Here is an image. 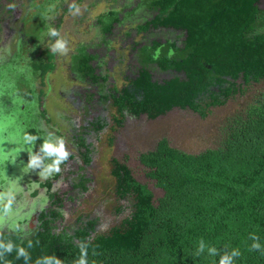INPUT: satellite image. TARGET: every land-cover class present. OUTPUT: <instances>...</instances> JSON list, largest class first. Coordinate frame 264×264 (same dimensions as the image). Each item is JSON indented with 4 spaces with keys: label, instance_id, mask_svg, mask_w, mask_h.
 <instances>
[{
    "label": "trees",
    "instance_id": "1",
    "mask_svg": "<svg viewBox=\"0 0 264 264\" xmlns=\"http://www.w3.org/2000/svg\"><path fill=\"white\" fill-rule=\"evenodd\" d=\"M112 2L97 23L105 39L112 36L117 24L128 19L123 15L127 7L113 6L118 1ZM260 2L139 0V7L148 9L154 18L138 23L134 29L138 35L152 28L165 29L180 31L185 39L180 46L171 41L153 42L139 49L137 74L125 78L121 87L111 71L104 69L107 56L95 64L100 55L82 44L64 55L70 77L97 90L91 93L86 88L85 101L91 103L98 95L104 113L86 125L52 137L43 135L44 124L36 110L33 113L27 103L20 107V112L34 119L26 134L38 156L37 167L43 169L39 174L45 175L37 177L31 186L23 182L24 188L31 200L44 192L53 196V202L46 209H37L39 223L29 233L0 232V264H264V92L244 111L227 117L219 146L192 154L171 146L165 137L153 151L140 154L153 188L161 191L159 197L148 184L138 181L125 161L112 158L110 176L116 180V196L130 202L129 210L119 207L117 213L122 220L103 233L98 216H80L74 227H64V202H72V209L77 210L75 201L89 192L93 181L89 175L93 139L101 141L105 134L124 128L127 115L154 121L178 109L206 119L214 109L224 108L243 95L250 85L264 81V9ZM18 3L5 0L0 4V32L4 37L5 27L12 28ZM60 15L59 24L55 22L48 33L56 41H60L65 17ZM5 43L7 40L0 39V64H12V47ZM3 46L8 50L2 51ZM133 48L137 49L135 45ZM26 60L34 61V72L45 80V90L49 85L47 74L51 72L49 80L56 75L55 67L59 71V64H55V60H61L58 51L43 48ZM99 69L103 71L97 72ZM153 71L171 73L172 77L159 81ZM78 89L73 87L80 98ZM32 98L30 93L29 101ZM86 111L90 110L85 107ZM67 137L85 149L81 154L83 164L75 176L79 181L73 183L76 194L61 192L66 177L57 168L60 162L77 160L67 144L58 145L66 143ZM108 141L112 148L114 136ZM57 150H61L59 162ZM3 185L0 188H5ZM3 193L4 189L0 196ZM5 209L9 212L10 208ZM27 220L18 224L25 225Z\"/></svg>",
    "mask_w": 264,
    "mask_h": 264
},
{
    "label": "rangeland",
    "instance_id": "2",
    "mask_svg": "<svg viewBox=\"0 0 264 264\" xmlns=\"http://www.w3.org/2000/svg\"><path fill=\"white\" fill-rule=\"evenodd\" d=\"M16 1L19 3L14 8L16 15L11 23L12 28L5 27V37L0 32V39L4 42L7 40L5 44L9 48L12 47L13 53L12 57L10 56L12 64H0V186L4 183L5 187L3 188L5 193L0 196V216L2 214L0 232L16 229L19 220L27 219L38 208L50 207L53 202V196H47L44 192L38 198L31 200L29 191L26 192L24 188L23 182H29L28 186H31L37 177L44 178L45 175L44 173L39 174V171H43V169L37 167L38 156L34 155L33 143L26 134L32 128L34 119H31V115L28 116V114L20 112V107L27 103L28 109L33 108V113L36 110L37 117L41 116L40 121L44 124L43 135L52 134V137L63 131H70V128L86 125V122L92 121L96 116L104 113L103 106L98 104V95H95L93 102L88 103L85 101V94L82 91L77 103L73 104L69 98L61 96L56 81H52L54 82L53 90L55 89L56 93H52V96L45 95L48 91L44 90L42 86L45 80L34 72V61L26 60L28 56L34 55L35 52L41 51L43 48L57 51V47L60 48L61 53L71 54L75 52L79 44L85 45L89 48V52L100 55V59L95 64L102 61V57H108V63L111 64H106L104 69L107 72L111 71L110 75L115 77L120 87L124 84L125 78H133L137 74V71L129 73V70L133 67L138 68V64H113L116 59L110 49L116 50L117 54H125V52L122 50V48L124 49L122 44L118 45L117 43L116 45L111 42L115 38L119 39L120 34L117 37L107 36L105 39L100 33L99 24H97L99 16L107 10L108 0H82V2L67 0L68 2L65 4L62 3L64 0ZM110 1L112 2V0ZM4 2L5 0H0V4ZM112 4L114 3L112 2ZM122 4L127 7L125 13L123 12L124 17L129 18L133 14L131 13L133 10H136L134 12L136 16L137 13L142 14L139 0H128L126 3L124 0H120L113 6H122ZM261 9H264V0L261 2ZM128 12L129 14H126ZM60 14H65V17L60 28V41H56L49 38L48 33H51L55 22L58 23L57 17ZM140 22L133 23L131 27L133 36L136 33L134 29ZM1 27L2 23L0 29ZM129 29L126 32H129ZM117 32H114V35ZM161 33L171 40H175L174 36L177 34L172 30H160L158 34ZM137 40H140V37ZM45 41L47 42L46 46L44 45ZM104 43L105 46L110 47V52H107V48L102 46ZM8 47L3 46L2 51L8 50ZM81 50L82 48L78 51ZM52 61L54 62L53 59ZM59 61L55 60V64H59ZM59 66V71L62 69L67 75V64L62 61ZM57 68L55 67L53 72L60 77L61 73ZM101 71L103 69L97 70V72ZM50 73L46 76V83H50L48 80ZM62 75L64 76L63 73ZM153 75L159 81L172 77L171 73L163 74L159 71H153ZM55 78L56 76H53L50 80ZM70 87L73 88V85H69ZM41 91H43L42 96ZM95 91L96 88H92L90 92L94 93ZM64 92L68 93L66 90ZM261 92H264V81L250 85L245 89L243 95L237 96L224 108L214 109L206 119H201L190 111L178 109L154 121L149 120L146 116L136 118L127 115L124 128L116 133L105 134L101 141L92 140L93 162L89 168V175L93 181L89 184V192L85 193L78 202L75 201L79 204L77 210L72 209V202H64V216H66L64 227L69 226L68 229L74 227L80 216L86 215L85 218L98 216L100 219L99 231L103 233L108 227L122 220L121 215L117 213L119 207L126 209V212L127 209L129 210V201L120 200L116 196V180L110 176L112 158H118L121 162L125 161L138 181L148 184L159 197L161 191L153 188V181L147 177L148 170L140 163V154L153 151L158 141L165 137L171 146L192 154L219 146L223 141L220 136L221 127L227 117L236 111H244L247 104L254 101ZM30 93H33V98L29 102ZM65 93L64 95L67 96ZM85 107L90 111L85 112ZM44 110L47 112H43ZM112 135L115 141L113 147L110 148L107 143H109L108 137ZM69 137H67L66 143L58 145L62 147L63 144L65 146L67 144V150L69 153L74 152L78 161L70 160L67 164L60 162L57 168L64 174L63 177H66L63 179L64 187L61 192L69 191L76 194V191L73 192V183L76 184L79 181L75 176L83 164L81 154L85 153V149L78 148ZM60 151L57 150L58 162L61 159ZM43 168L47 169L48 167L44 166ZM13 179L16 180L13 181ZM60 195L63 196L61 193ZM12 205L18 206L19 209L17 210L15 206L11 207ZM7 207L10 208L9 212L5 209Z\"/></svg>",
    "mask_w": 264,
    "mask_h": 264
},
{
    "label": "flooded vegetation",
    "instance_id": "3",
    "mask_svg": "<svg viewBox=\"0 0 264 264\" xmlns=\"http://www.w3.org/2000/svg\"><path fill=\"white\" fill-rule=\"evenodd\" d=\"M108 1L109 2H107V3H109V4H107V5L109 7L111 1L110 0H108ZM117 1L120 2V0H117ZM124 1L126 3L128 0H124ZM262 1L263 0H261V2ZM261 2L259 4L260 8H261ZM122 6H124V4H122ZM141 10H142V14L139 15L137 13V16H136V13L132 14L125 22H123L122 25H118L117 24L115 26V29L113 30L112 37H117L119 34H120V37H119V39L115 38V39H113V41H111V40L110 41L116 43V45H117V43H118V45L122 44L124 46V49L122 48V50H124L123 52H125V54L124 53L123 54L122 53L117 54L116 50L110 49V47L105 46V43L102 44V46H105V48H107V52H110L109 51V49H110L114 53V59H116V60H114L113 64H121V63L122 64H140V62L138 61V57L135 54L136 53L138 54L139 49H141L143 46H146L147 44L151 45V44H153V42H155L157 44H162V43L166 44V43L171 41V42H176L177 46H180V43L181 44L183 43L185 37H183V34L180 31H175V32H177V34L174 36L175 40H171L170 38L164 37L162 35L163 33L158 34V32L160 30H154L153 28L150 29L147 33L142 34V36L138 35L137 31H136V33L133 36V34L131 33V31H132L131 27L133 26V23L137 24V20H138V22H140V21H144V22L145 21H150L152 19V17H153V16H151L152 13H150V11L148 9H146L145 7L142 8ZM124 13H125V11H124ZM133 17H135V18H133ZM97 23H98V21H97ZM129 25H130V29H129ZM128 29H129V32L131 33L130 36H128L127 32H126ZM116 31H118V32L115 33L116 35H114V32H116ZM163 31H166V30L164 29ZM183 33L185 34V32H183ZM59 35H60V33H59ZM138 37H140V40H137ZM134 45L136 46L137 49L133 48ZM90 49L92 50L93 48H90ZM56 50H57V48H56ZM57 51H58V56H60V58H61L60 62L64 61V63L67 64V62L65 60V57H63V56L65 54L67 55L68 53H65V54L61 53L60 48ZM60 62H59V64H60ZM108 64H111V63L109 62ZM66 71H67V75H65V73L61 69V71H58V72L61 73L60 77L57 76V75H54V76H56V78L54 80H50L51 78L49 79L50 83L45 89L46 91L48 90L45 93V95L52 96L53 94L56 93L54 91L55 89L53 90L54 82H52V81H56V85L59 86L58 89H60L61 96L63 98H69V100H71V102H72L73 99L78 98V97L75 95V92H74L73 88L72 87L69 88V85H71V86L73 85L74 88H75V86L79 87V89L77 91H79L80 93L83 91L84 94H86V92H88L87 91L88 89H86V88H89V92L92 90V87H91L92 84H90L91 86L90 85L88 86V84H84V83H80L79 84L78 82L75 81V79H72L69 76L67 67H66ZM132 71H137V69L135 67H133L131 70H129V73H131ZM62 73L64 74V76L62 75ZM80 87H83L85 89L80 88ZM64 90H66L68 93L66 94L64 92ZM64 93L68 97L65 96ZM34 153H35V147H34ZM2 191H3V188H0V194L2 193ZM39 215H40V211L39 210H37V211L35 210L30 215V217H28V220L26 221L25 225H23L22 223L21 224L19 223L18 227L16 229H13L11 231L7 230V231H9V232H19V234H27V233H29V231L34 230V229L37 228L38 223H39ZM1 216H2V214H1Z\"/></svg>",
    "mask_w": 264,
    "mask_h": 264
}]
</instances>
